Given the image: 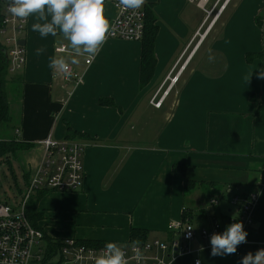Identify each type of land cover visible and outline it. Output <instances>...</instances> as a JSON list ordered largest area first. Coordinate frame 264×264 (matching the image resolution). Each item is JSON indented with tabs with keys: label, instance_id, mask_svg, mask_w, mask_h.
Returning a JSON list of instances; mask_svg holds the SVG:
<instances>
[{
	"label": "crops",
	"instance_id": "obj_1",
	"mask_svg": "<svg viewBox=\"0 0 264 264\" xmlns=\"http://www.w3.org/2000/svg\"><path fill=\"white\" fill-rule=\"evenodd\" d=\"M113 1L105 0L110 23ZM145 7L155 16L157 34L152 75L143 85L142 42L113 37L95 57H78L71 67L79 78L65 82L49 58H67V41L59 34L41 38L29 17L22 35L26 63L6 83L14 132L0 139L26 144L14 153L29 167L25 187L40 166V140L51 134L83 143L79 189L47 191L38 203L48 225L54 217L63 231L49 230L50 236L41 228L53 240L124 245L138 228L148 231L146 241H168L179 236L171 222H190L196 230L190 252L170 264H240L264 245V79L255 70L264 68V0H228L211 26L190 0H146ZM60 45L68 52H56ZM41 47L46 50L37 56ZM101 98L109 102L101 105ZM153 98L163 99L160 106ZM185 180L196 185L185 191ZM253 192L258 202L245 228L247 242L235 254L213 257L198 230L226 228L240 207L232 199Z\"/></svg>",
	"mask_w": 264,
	"mask_h": 264
},
{
	"label": "built area",
	"instance_id": "obj_2",
	"mask_svg": "<svg viewBox=\"0 0 264 264\" xmlns=\"http://www.w3.org/2000/svg\"><path fill=\"white\" fill-rule=\"evenodd\" d=\"M190 1L204 12L205 20L212 16L208 24L211 26L228 0H225L216 12L214 10L220 0ZM113 4L116 14L111 20L112 28L108 37L140 41L144 32V9L124 10L120 0H114ZM27 22L28 20L20 21L11 16L7 11V0H0V60L6 63L8 72H17L26 63V53L19 40L26 32ZM55 51L68 52L64 45L55 47ZM71 71L70 78L62 75L65 82L79 78L72 67ZM177 78V75L171 77L170 83L175 82ZM154 98L151 103L156 107L160 106L163 97L158 101H154ZM39 143L43 147L40 166L37 172L30 177L25 193L14 206L5 201L0 202V264H94L95 256L105 244L91 245L80 242L75 237H66L61 241L52 239L54 244L46 241L47 245L44 246V233L33 226L26 215L25 205L37 189L46 187L57 191L73 192L79 189L83 178L84 145L82 142L74 138L58 140L48 134ZM261 169L264 171V163ZM237 201L240 207L237 213L229 219V224L242 222L245 230L253 223L252 211L258 202V193H250L241 200L236 196L232 199V204L234 205ZM169 229L178 230L179 236L172 237L168 241L154 239L139 242L143 254V259L139 264H170L176 256L190 252L189 245L196 233L194 225L190 222H171ZM225 229L216 226L203 227L198 230V234L211 246V235L223 233ZM131 244H124L129 246L126 249L129 264H138L131 250ZM259 249H264V245ZM53 257L56 259L51 262ZM197 262L199 260H195L194 264Z\"/></svg>",
	"mask_w": 264,
	"mask_h": 264
},
{
	"label": "clouds",
	"instance_id": "obj_3",
	"mask_svg": "<svg viewBox=\"0 0 264 264\" xmlns=\"http://www.w3.org/2000/svg\"><path fill=\"white\" fill-rule=\"evenodd\" d=\"M145 3L146 0H120L124 10L136 11ZM7 11L20 21H27L32 17L31 30L41 38L62 35L67 41L68 57H50L49 67L68 78L72 75L71 65L80 62L78 57L92 58L98 55L112 28L105 15V0H7ZM45 50L43 47L37 48L35 54L39 56ZM208 59L210 62L215 60L211 50ZM255 70L257 78L264 79V68L257 67ZM253 71L244 77L246 82L250 80ZM247 235L242 222L229 224L223 233L211 235V255L223 257L235 254L238 245L247 242ZM128 247L107 242L95 256L94 264H129L126 251ZM131 250L139 264L143 259L139 241L132 242ZM240 264H264V249H259L254 254L248 252L241 258Z\"/></svg>",
	"mask_w": 264,
	"mask_h": 264
},
{
	"label": "trees",
	"instance_id": "obj_4",
	"mask_svg": "<svg viewBox=\"0 0 264 264\" xmlns=\"http://www.w3.org/2000/svg\"><path fill=\"white\" fill-rule=\"evenodd\" d=\"M145 18H144V32L143 36L141 38L142 42V54H141V73H140V84L143 85L146 83L151 75L153 70V64H154V56H153V47L154 42L157 34V26L155 25V16L153 12L145 7ZM7 65L5 62L0 60V123L3 121H7L8 119V113H9V107L7 103L6 98V83H7ZM109 102L106 98L100 99V104L105 105V103ZM68 134L72 135V131L68 127ZM26 146L25 143L13 140V139H6L1 140L0 139V156H5L6 154L12 153L14 154L17 150L24 149ZM178 166H176L177 168ZM179 168V167H178ZM196 184L195 182H191L189 180L184 181V189L185 191H189L192 187H194ZM54 189L49 188H40L37 189L36 195L35 193L32 194L26 205H25V212L29 220H31L34 224L33 226L41 229L39 226H37V222L41 218V213L39 214L36 212L37 210V200L39 197H41L43 194H45L47 191H52ZM45 236V240L49 241L50 243L54 244L52 241V238ZM148 237V231L144 229H138V228H132L130 230V239L134 241H146ZM80 242L91 244V245H104V243L99 241H91V242H85L80 239H78ZM57 243V242H55Z\"/></svg>",
	"mask_w": 264,
	"mask_h": 264
},
{
	"label": "rangeland",
	"instance_id": "obj_5",
	"mask_svg": "<svg viewBox=\"0 0 264 264\" xmlns=\"http://www.w3.org/2000/svg\"><path fill=\"white\" fill-rule=\"evenodd\" d=\"M197 14L201 18L204 13L199 10V13H197ZM211 17L209 18V20H211ZM17 74L18 73H16V71H15V72H10L9 74H7V76L14 77V76H17ZM14 121L15 120L13 119V120L1 122L0 123V135H4L6 137L11 136L12 133L14 132V128H13L14 127L13 126ZM15 155L16 154L9 153V154H6L5 156H3V155L0 156V202L5 201L7 204H10L13 206L19 202L22 194H24L26 191L25 185H24L25 178L23 177V173L27 174L28 169H29V167L27 165H25V163H23L22 161L18 160V156L17 155L15 156ZM53 191L58 192V193L67 192V191L52 190L50 193H53ZM35 195H36V192H35ZM41 197H39V199L37 200L36 212H38L39 214L41 213V218L37 222V226H39L42 229L45 227V229H43V230L45 232L49 233L50 236H53V235H51L53 233L49 231L52 229L58 230L61 233H63V231L57 229V227H59V226H58V224H56V220H54V217L51 219L52 224L48 225L47 222H49V220H47V217H46L47 214H45V212L42 209L38 208V203L41 200ZM29 221L31 222L32 225L34 224L31 220H29ZM41 223H42V225H41ZM46 227H48V228H46ZM42 229H40V230H42ZM49 235H48V237H50ZM64 236H66V235L58 234L55 237H64ZM69 237H72V236H69ZM83 241L87 242L88 240H83ZM44 242L45 243H43V245L46 246L47 245L46 240ZM88 242H91V241H88ZM141 242H145V241H141ZM119 243H122V242H119ZM119 243H117V244H119ZM55 259L56 258L53 257L50 261L51 262L55 261Z\"/></svg>",
	"mask_w": 264,
	"mask_h": 264
},
{
	"label": "water",
	"instance_id": "obj_6",
	"mask_svg": "<svg viewBox=\"0 0 264 264\" xmlns=\"http://www.w3.org/2000/svg\"><path fill=\"white\" fill-rule=\"evenodd\" d=\"M19 43L21 44V45H24V40H19Z\"/></svg>",
	"mask_w": 264,
	"mask_h": 264
}]
</instances>
